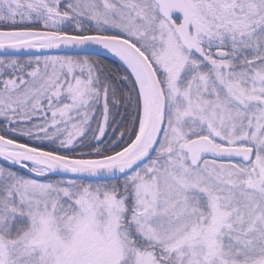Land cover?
Instances as JSON below:
<instances>
[{"label": "snow or ice", "instance_id": "6c2138e0", "mask_svg": "<svg viewBox=\"0 0 264 264\" xmlns=\"http://www.w3.org/2000/svg\"><path fill=\"white\" fill-rule=\"evenodd\" d=\"M0 264H264V0H0Z\"/></svg>", "mask_w": 264, "mask_h": 264}]
</instances>
